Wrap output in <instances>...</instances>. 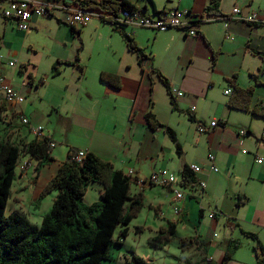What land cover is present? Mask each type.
<instances>
[{
	"label": "crops",
	"instance_id": "crops-1",
	"mask_svg": "<svg viewBox=\"0 0 264 264\" xmlns=\"http://www.w3.org/2000/svg\"><path fill=\"white\" fill-rule=\"evenodd\" d=\"M126 1L150 17L175 9L201 16L211 3V0ZM0 6L4 7L5 2L1 0ZM234 7L240 9L242 16L254 14L256 22L232 19L227 28L221 21L202 23L197 27L196 37L176 29L156 32L125 28L143 50V60L127 50L119 31L99 18H96L99 24L110 33L109 46L113 49L110 56L92 55L91 49L99 44L87 45L83 40L85 34L100 28L97 23L90 25L92 20L73 31L62 23L63 13L59 11L56 13L59 15L32 18L30 30L25 32L18 31L14 22L0 16L2 37L15 32L22 40L14 44L0 37V73L3 83L24 98L22 103L9 106L0 92V121L11 122V126L3 128L0 138L19 145L45 138L55 143L50 148L52 160L38 167V172L35 171L38 161L29 159L28 155L22 157V162L31 160L32 166L25 171L16 168L6 207L9 214L19 213L37 226L50 211L56 196L53 191L38 201L41 191L55 176L69 150L82 151L92 153L124 175L133 172L129 196L141 194L147 212L158 209L159 229L167 230L168 223H173V236L182 232L183 240L195 242L190 250L201 259L187 263L221 264L227 251L230 256L225 264H264L261 255L264 251V119L230 109L227 105L230 95L224 94L227 89L232 91L228 81L234 80L241 88L254 86L251 106H264V0H219L218 13L228 16ZM39 34L42 38L55 36V40L45 43L46 53L56 50L48 55L45 71L37 70L31 60L38 58L33 41ZM115 36L120 38V45ZM26 47L32 52L31 57L18 60L16 57H22L21 50ZM11 60L16 61L15 68L8 66ZM57 62L72 64L60 65L59 74L53 75L52 68ZM156 71L166 78L169 88L175 87L183 93L182 97H173L175 109L169 90ZM15 72L24 77L20 86L13 83ZM102 73L118 76L120 87L114 89L102 81ZM250 74L262 84L255 85ZM27 75L33 78L32 84L28 83ZM148 111L174 131L179 151L162 129L151 130L147 126ZM19 116L29 119L33 127H42L41 133L34 136L29 127L21 125ZM213 120L217 125L210 128ZM198 125L205 126L206 133H199ZM241 130L245 135H239ZM208 155L214 156L217 173L209 170ZM192 164L198 165L200 172L192 173L194 185L182 186L185 196L176 203L180 213H171L174 195L164 188L170 195L168 208L163 207L168 216L163 214L165 201L152 197L157 189L145 183V179L158 169H167L180 180L184 167ZM199 182L205 187L200 188ZM101 191L100 185L90 183L83 203L89 206L99 202ZM238 201L241 204L237 205ZM211 213L213 218H209ZM135 228V233L145 229L141 225ZM147 229L154 235L158 233L156 227ZM242 232L254 234L256 240ZM231 242L239 246L231 250ZM123 248L124 241L116 245L114 236L109 260L105 262L124 264L132 256L141 258L132 248ZM141 259L152 264L147 256Z\"/></svg>",
	"mask_w": 264,
	"mask_h": 264
},
{
	"label": "trees",
	"instance_id": "trees-1",
	"mask_svg": "<svg viewBox=\"0 0 264 264\" xmlns=\"http://www.w3.org/2000/svg\"><path fill=\"white\" fill-rule=\"evenodd\" d=\"M67 4L98 12L101 22L111 24L114 30L120 32L127 50L139 60L145 59L143 50L133 37L124 27L111 20L122 10L138 11L134 5L126 0H74ZM218 5L219 0H211L204 15L224 17L218 13ZM70 64L57 62L52 68V74H59L57 69L60 65ZM156 72L169 90L166 78ZM250 77L255 85L262 84L255 75L250 74ZM100 78L114 89L120 87V79L116 75L102 73ZM27 81L32 84L33 78L27 75ZM228 82L232 87L228 107L264 119V106H251L254 86L241 88L234 80ZM170 98L175 109L174 99L171 95ZM188 117L194 121L191 115ZM145 122L151 130L162 129L175 144L176 150H180L174 131L161 124L151 111L146 113ZM49 143L45 138L19 145L0 138V264H102L109 260V247L114 242V236L116 245H121V241L126 238L128 225L143 208V199L141 194L129 196L130 178L92 153H86L80 161H75L77 151L67 152L66 160L59 165L55 176L40 193L38 201L53 191L56 196L39 226L30 224L23 215L16 212L5 215L20 154L38 161L35 168L38 172V167L52 160ZM181 179L182 186L195 183L187 167L182 170ZM90 183L100 185L102 191L99 202L88 206L83 203V198ZM239 204L241 201H238ZM174 231L175 225L168 223V229H159L150 242L158 245L166 235L173 236ZM242 234L256 240L254 234ZM192 245H195L193 240H184L181 247L190 248ZM238 246L237 242H231L230 248L234 250ZM254 250H258V247ZM229 256L226 251L221 264H225ZM124 264L145 263L143 259L132 256Z\"/></svg>",
	"mask_w": 264,
	"mask_h": 264
},
{
	"label": "built area",
	"instance_id": "built-area-1",
	"mask_svg": "<svg viewBox=\"0 0 264 264\" xmlns=\"http://www.w3.org/2000/svg\"><path fill=\"white\" fill-rule=\"evenodd\" d=\"M5 2V6L0 8V16L8 21L15 23L18 31H29L30 21L35 17L43 16H53L57 12L61 11L63 13L62 23L68 25L69 27H84L89 24V22L95 17L99 18L100 14L96 11L86 10L75 4H67L62 1L59 3L55 0L53 1H41V0H2ZM232 19H237L244 23H255L256 17L254 14L249 16H242L240 9L234 7L231 14L224 17H209L205 15L197 16L192 15L187 10L175 9L163 11L154 17L144 16L139 11H129L122 10L117 17L111 18V20L118 24L120 27L124 28H143L149 29L156 32H165L171 29H176L184 33L189 37L197 36V27L202 23L221 21L224 27H228V23ZM9 67L15 68L17 66L16 61L11 60L8 63ZM0 92L3 94L4 100L7 105L13 106L23 102L24 98L21 97L15 90L10 86L3 83V78L0 73ZM170 95L172 98L182 97L183 93L175 87L169 88ZM225 95H230L231 90L227 89L224 91ZM19 121L21 125L30 128V131L34 136L41 133L42 127H33L29 121L24 116H19ZM217 125V122L213 120L209 127L213 128ZM206 127L203 125H198L199 133H206ZM240 136L245 135V131L241 130L239 132ZM50 148L55 146V143H49ZM85 153L82 151L77 152L74 157L75 161H80L84 157ZM207 161L209 164V170L217 173L219 170L214 164V156L208 155ZM257 163H261V160H257ZM32 166L31 160L18 161L17 169L19 171H25L27 168ZM187 169L195 174L200 172V167L198 165L192 164L187 167ZM127 176L131 179L133 177V172L129 171ZM182 180H178L176 176L167 169H158L152 172L146 179L145 183L149 186H157L162 188L170 189L174 195V214H179L180 210L176 203L180 202L185 194L181 185ZM198 186L204 188L205 184L199 182ZM214 214L211 213L209 218H213ZM215 236V235H214ZM264 257V253H261Z\"/></svg>",
	"mask_w": 264,
	"mask_h": 264
},
{
	"label": "rangeland",
	"instance_id": "rangeland-1",
	"mask_svg": "<svg viewBox=\"0 0 264 264\" xmlns=\"http://www.w3.org/2000/svg\"><path fill=\"white\" fill-rule=\"evenodd\" d=\"M56 15H59V14H56ZM94 23L99 24L100 22L96 18H94L92 19L90 25ZM98 27L100 28L97 32L92 33V34L91 32L85 34L83 36V40L86 41L87 45L88 44L90 45L99 44V46L93 47L91 49L92 55L101 53V54L110 56L112 55L113 49L112 47L109 46V40L111 42V39L109 37L110 36L109 30L106 26H101V24H99ZM2 30H3V22H2V19L0 18V37L1 39L2 40L5 39V41L13 42L14 44H18L22 42V40L20 39V36L19 35L16 36L15 32L11 33L10 35L7 34L6 37H2ZM35 37L36 39L33 41V46L36 47L38 58L37 59L34 58L31 60L32 62H35L37 70L45 71L48 68V62H49L48 55H50V53L56 52L55 48H53L52 52L48 50V52L46 53L48 46L45 45V43H49V39L55 40V36L45 35L42 38V36L39 34ZM115 38H116L117 43H119L120 45L121 43L120 38L118 36H115ZM102 43L105 45L101 46ZM42 46H44L45 49H42ZM63 51L68 53V49L66 48H64ZM21 53H22V57L20 58L16 57L18 60H26V58L31 57V54H32V52H30L27 47L24 50H21ZM3 56L6 57V55H3ZM12 76H13V83L19 86L23 83V79H24L23 75L19 74L18 72H15ZM8 116L10 117L11 114L8 113ZM7 126H11L10 120L9 122H5L4 119L0 121V128H1L0 135L3 134V128ZM60 144H64V143L60 141ZM22 157L23 156L20 154L19 160H21ZM65 160L66 159H64V161ZM155 189H157V191L155 192L154 195H152V197L156 201L158 200L165 201L166 206L164 205L162 206V208L163 207L168 208V205H167L168 196L170 195L168 194V191L162 187H157V186H155ZM49 195L50 193H48L45 197H49ZM44 198H42V200H44ZM148 213H149V216H147ZM171 213H173V210ZM8 214H9V208H7L5 211V215H8ZM163 214L168 216V212L164 208H163ZM160 217H161V214L158 211V209L154 208L147 212V208H143L140 211V213L137 215V217L133 219L129 225L128 234L126 238L123 239L124 241L123 249L132 248L137 253V255L140 256L141 258H144L147 256L149 259H151L152 264H189L187 263L188 261H191V262L200 261L201 257H198L196 252H194L193 250H190L191 247L190 248L181 247L182 242L184 241L183 240L184 234L182 232H178L175 236H171L169 234L166 235L165 237H163L161 243L158 245L150 242V239L154 238L156 235H154V233H152L151 231H148L147 228L154 230V227H156L157 230L159 231L158 224H161ZM40 224H41V221L38 223L37 226H39ZM138 225L145 227L142 233H135V231H137V228H135V226H138ZM102 264H114V263L103 262Z\"/></svg>",
	"mask_w": 264,
	"mask_h": 264
}]
</instances>
